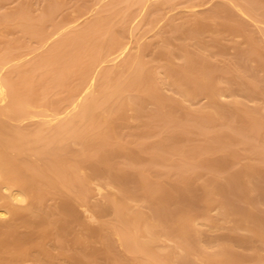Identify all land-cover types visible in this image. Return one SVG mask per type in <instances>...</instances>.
Instances as JSON below:
<instances>
[{
  "label": "bare ground",
  "instance_id": "bare-ground-1",
  "mask_svg": "<svg viewBox=\"0 0 264 264\" xmlns=\"http://www.w3.org/2000/svg\"><path fill=\"white\" fill-rule=\"evenodd\" d=\"M44 1L0 13V264H264V0Z\"/></svg>",
  "mask_w": 264,
  "mask_h": 264
},
{
  "label": "rangeland",
  "instance_id": "rangeland-1",
  "mask_svg": "<svg viewBox=\"0 0 264 264\" xmlns=\"http://www.w3.org/2000/svg\"><path fill=\"white\" fill-rule=\"evenodd\" d=\"M19 1H21V0H0V2H1L0 3V13L2 11H10L11 9L15 8L16 5H18ZM38 2H39V4H38ZM44 2H45L44 0H36L37 8L35 10V13L38 14V13L42 12V6L45 4ZM88 2H90V0H88ZM181 4H183V3H181ZM76 6H77V0L68 1L66 3V5L56 13L55 19L60 20V19H63L64 17L76 16L77 18H79L80 21H83L85 19L86 14L84 15V13H81V12L78 13V10H76ZM213 35H214L213 31L207 30L204 33L205 40H207L208 42H211L212 41L211 38ZM222 42L225 43V47H226L225 55H231V54L236 53L237 45H239V44L245 45L246 44L245 36L243 34H241V33H230V32L226 33V35L222 38ZM200 100L202 101L201 103H205L207 101V98L202 97ZM250 102L253 103L254 100L250 99ZM149 106L152 107L154 105L150 104ZM237 123H238V121L236 122V124ZM221 126H222V124L220 122H219V124H216V127H221ZM262 132L264 133V129L262 130ZM247 160H249L247 155L241 156L240 161L236 165H234L233 168L236 169V168L240 167L241 164ZM257 179L261 180V181L264 180L263 176H259ZM96 186H97V184H96ZM106 189L107 188H105L103 190V192H106L107 191ZM103 194L104 193H102V192H96L92 198V201H95L96 203L102 201V199L104 198ZM79 209H80V212L82 213L83 216L88 215L89 211L87 213L86 205H80ZM216 212H217V208H214L213 213H216ZM101 219L102 218L97 217V218L92 219V220L94 221L95 224H99ZM4 264H35V259L26 258V259H23L20 261H9V262H6Z\"/></svg>",
  "mask_w": 264,
  "mask_h": 264
}]
</instances>
